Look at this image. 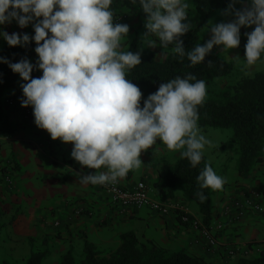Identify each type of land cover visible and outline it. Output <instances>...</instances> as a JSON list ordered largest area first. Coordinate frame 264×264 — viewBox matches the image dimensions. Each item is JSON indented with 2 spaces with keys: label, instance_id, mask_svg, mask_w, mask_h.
Wrapping results in <instances>:
<instances>
[{
  "label": "clouds",
  "instance_id": "9594fccd",
  "mask_svg": "<svg viewBox=\"0 0 264 264\" xmlns=\"http://www.w3.org/2000/svg\"><path fill=\"white\" fill-rule=\"evenodd\" d=\"M116 0H0V25L13 21L29 25L28 33L9 34L0 28V38L9 46L27 47L35 42V63L27 57L11 62L18 73L23 97L21 106H31L34 123L50 137L72 144L71 157L94 172L79 174L84 185L116 184L130 170L142 165L141 153L162 142L179 151L193 167L199 165L210 141L198 125V106L205 102L207 85L194 74L163 82L144 98L140 87L127 78L142 63V51L126 50L124 39L130 25L114 22ZM145 15L143 37L155 36L190 66L201 64L214 46L239 47L241 27L246 32L244 58L247 66L264 59V0H230L222 15L230 20L210 23V37L186 50L181 37L193 28L189 21L190 0H129ZM241 4L240 8L235 7ZM42 42V43H41ZM149 47L157 41L148 39ZM239 56V55H237ZM210 63V61H209ZM35 70L42 75L32 77ZM197 180L200 188L220 191L227 180L206 163ZM203 202V192L197 193Z\"/></svg>",
  "mask_w": 264,
  "mask_h": 264
},
{
  "label": "crops",
  "instance_id": "0c3cea01",
  "mask_svg": "<svg viewBox=\"0 0 264 264\" xmlns=\"http://www.w3.org/2000/svg\"><path fill=\"white\" fill-rule=\"evenodd\" d=\"M229 3L230 0L226 6L216 10L208 29L211 22L231 19L221 14ZM241 6L235 5L237 8ZM189 21L192 24L197 22L191 4ZM253 28L241 27L239 47L225 49L214 46L212 51L229 62L231 54L245 60L247 37L244 33L251 32ZM208 29L200 34L205 41L210 37ZM2 41L0 38V45ZM36 60L33 57L30 62L35 63ZM40 75L42 70L31 73L32 77ZM21 83L26 82L18 74L17 85L6 90L1 98L5 118L0 120V250L12 252L17 255L14 258L22 259L32 251L46 249L54 264L69 249L73 254L82 251L84 242H91L96 235L100 236L99 241L109 245L107 238L102 236H119L126 231H133L142 239L163 246L187 242L191 247H200L196 231L180 225L174 210L162 215L149 208H120L98 185L81 184L79 174L95 170L80 165L71 157L70 142H62L59 138L53 140L46 130L23 116ZM153 170L144 166L139 175L131 173L120 182L127 188L138 181L152 184L163 178L161 169V174ZM223 170L226 171V166ZM7 174L11 176L10 181L6 179ZM246 193L241 187L227 186L212 196L213 219L219 227L223 225L224 234L232 233L233 237L230 242H223L221 249L244 247L247 243L256 242L254 248L264 250V216L250 208L237 212L233 207V199ZM164 201L197 219L201 218L198 207L186 204L193 201L186 200L182 190L175 191L173 198Z\"/></svg>",
  "mask_w": 264,
  "mask_h": 264
},
{
  "label": "trees",
  "instance_id": "16d2710c",
  "mask_svg": "<svg viewBox=\"0 0 264 264\" xmlns=\"http://www.w3.org/2000/svg\"><path fill=\"white\" fill-rule=\"evenodd\" d=\"M198 16V22L187 32L183 40L186 50H191L200 42L199 33L209 26V21L216 10L226 6L228 0H191ZM34 32L29 35H33ZM35 42L31 41L27 47L9 46L7 43L0 47V56L11 62H17L23 57L31 60ZM129 50L142 51V63L131 69L127 78L137 84L144 98L157 90L163 82L194 74L197 79H203L206 84L216 78L223 77L231 71V63L212 51L201 64L190 66L187 57L180 59L167 50H154L142 41L134 38ZM210 61V63H209ZM18 73H13L5 63H0V120L5 118L2 111L1 98L6 90L17 85ZM198 125L202 128H228L232 130L230 142L237 146V172L247 177L253 164L264 160V70L255 72L252 76L242 78L224 91L220 97H206L205 102L198 106ZM210 162L204 156L201 163L193 167L190 161L182 156L169 169L161 181H156L157 196L165 200L173 198L177 188L183 192L184 198L196 203L201 215V226L209 227L213 220L211 188H200L197 177L204 165ZM12 164V162L10 163ZM212 166V165H211ZM213 167V166H212ZM15 168V166H14ZM203 192L206 199L202 202L197 193ZM260 203H264V177ZM176 218L180 225L189 228L197 227L193 221L198 219L183 211H176ZM188 220L182 221V215ZM119 246L107 255L98 256L89 241L84 242L83 256L77 261L72 249L66 251L59 259L58 264H213L204 256L190 253L185 249L170 250L158 246L151 240L140 241L133 231L119 234ZM256 242L247 243L254 246ZM47 250L32 251L27 259L20 264H42ZM0 264H16L7 260ZM236 264H264V250L251 258L241 257Z\"/></svg>",
  "mask_w": 264,
  "mask_h": 264
},
{
  "label": "rangeland",
  "instance_id": "374dc122",
  "mask_svg": "<svg viewBox=\"0 0 264 264\" xmlns=\"http://www.w3.org/2000/svg\"><path fill=\"white\" fill-rule=\"evenodd\" d=\"M190 4H191V7L193 8L191 0H190ZM112 7L116 10V13H115L116 19L114 22L127 23L130 25V31H129L128 37H126L123 41L126 50L129 48L130 43L134 38L142 41L145 45H147L146 41L148 39L156 40L157 46L149 47L147 45L149 48L154 49V50L161 51V50H167L170 48V46L168 48L160 47L159 41L155 36H148V37L142 36V34L146 31L144 27L146 14H144L142 10L139 9L138 6H134L130 4L129 0H116V2L114 3V5H112ZM197 22H198V19H197ZM197 22L195 24H197ZM195 24H193V27L195 26ZM0 28H3L9 34H11L12 32L28 33V34L34 32L31 25L25 28H20L15 23V21H13L11 24L0 25ZM207 29L208 27L202 28V30L199 33V37H200L201 32L203 30L207 31ZM186 38H187V33L184 39L182 40H185ZM2 42L3 43L0 45V47H2L4 44L7 43L4 39ZM200 42L203 44L205 40L201 37ZM33 57L38 58L34 49H33L32 58ZM230 61H231L230 63H231L232 68L229 74L223 77H220V78H216L212 82L206 84L207 85V96L206 97H220V95L224 91L229 90V88L232 85L237 83L242 78L252 76L253 72L264 70V59L257 61V63L254 66H247L246 60L242 61L237 58L236 54L235 55L231 54ZM240 66H243V67H240ZM200 129H201L202 134H204L210 141H212L211 146L205 147L204 156L206 157L207 161L211 163V165L213 166L217 174L225 177L226 180L228 179L227 183H225V185L223 186V189L227 186L234 187L237 189L241 187L242 190H245L247 192L244 196L236 197L233 199V207L237 210V212L248 209V208H244L243 210H241V208L234 205V202L238 199H241V198L243 199V197H246V196L253 197L254 194L256 193L258 194V197L255 198V201L261 199L262 197L261 191L263 187V177H264V160L262 162L253 164L249 176L247 177L240 176L237 172V163H236L237 162V146L233 144L232 142H230L229 140L232 134V130L228 128H211V127H205V128L200 127ZM180 157L181 155L179 151L173 152L167 149V147L162 142L157 141L155 145H153L152 147H150L149 149L141 153L140 158L143 162L141 167L139 169L130 170L127 176H129L131 173H135L136 176L139 175L142 168L145 166L149 169L153 168L154 169L153 171L158 172L159 174H161L160 173V169H161L163 178L156 180V181H161L164 179L169 169L174 165L173 163L176 162ZM223 166H226V171L223 170ZM234 173L236 175H234ZM156 181H154L152 184H147V183L146 184L150 188V195L155 199H160L157 196V193H156L157 191H156V188L154 187V183ZM180 190H181L180 188L176 189V191H179V192ZM220 191L214 190L213 194H217ZM186 204L188 205L191 204V206H194V208H197V205L195 202H192V203L186 202ZM260 204L262 205V210L257 213H260L262 216H264V203H260ZM174 212H176V210H174ZM198 221L199 222H198L197 227H189V228H192L196 231L197 237H199L200 242H201V245L199 248H196L194 246L191 247L190 244H187V242L185 244L182 242H177L176 243L177 246L175 244L174 245L172 244L173 246L171 244H168L167 246H163L161 244H157V245L164 247V248H168L170 250H178V249L183 248L190 253L204 256V258L208 262L213 263V264H236L239 258L241 257L251 258L260 252L259 250H256L254 246L252 247L233 246V247H230V249L228 250L221 249L223 247V242H230L233 239L232 233L224 234L225 228H223V225L222 227H219L216 224V221L214 219L212 220L208 228L205 226L200 227V225L202 224L201 218L198 219ZM99 237H100L99 235L94 236V239H92V241L90 242L94 250L98 254V256L107 255L119 246V243H120L119 236H112V235L102 236L103 238H107L106 240L109 241V245H106V242L99 241ZM137 237L140 241L149 240V239H142L140 236H137ZM210 239L214 240V244L210 243ZM180 244L182 245V247L180 246ZM38 250H44V249H38ZM29 255L22 259H17V258H14L17 256L16 254L5 251V250H0V262L7 260V261H11L16 264H20L25 259H27ZM49 255H50L49 251L47 250V255L45 259L43 260L42 264H53L52 259ZM74 256L76 260L79 261L83 256V250L76 251L74 253ZM59 259L54 264H58Z\"/></svg>",
  "mask_w": 264,
  "mask_h": 264
},
{
  "label": "built area",
  "instance_id": "2783aa9c",
  "mask_svg": "<svg viewBox=\"0 0 264 264\" xmlns=\"http://www.w3.org/2000/svg\"><path fill=\"white\" fill-rule=\"evenodd\" d=\"M22 114L26 118L34 122L33 110L31 106L24 107L22 109ZM8 181L11 180L9 174L6 175ZM110 198L111 202L120 208L131 207L133 209H142L150 208L158 214L166 215L172 209L179 210L176 206H173L167 203L164 200L155 199L150 195V188L144 181H138L133 187L127 188L120 181L116 184L108 185H98ZM258 197V194H254L252 197H243V199H238L234 202V205L241 208H251L256 212L262 210V205L259 200L255 201V198ZM182 221H187V215H182ZM193 224L196 226L198 222L193 221ZM210 243L214 244V240L210 239Z\"/></svg>",
  "mask_w": 264,
  "mask_h": 264
}]
</instances>
